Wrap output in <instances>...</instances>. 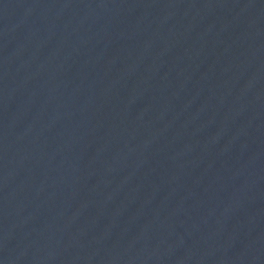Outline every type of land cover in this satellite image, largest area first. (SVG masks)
Listing matches in <instances>:
<instances>
[{
  "label": "water",
  "instance_id": "1",
  "mask_svg": "<svg viewBox=\"0 0 264 264\" xmlns=\"http://www.w3.org/2000/svg\"><path fill=\"white\" fill-rule=\"evenodd\" d=\"M0 264H264V0H0Z\"/></svg>",
  "mask_w": 264,
  "mask_h": 264
}]
</instances>
